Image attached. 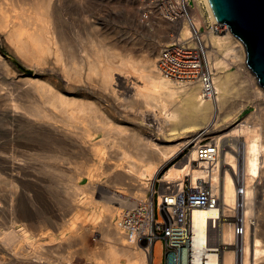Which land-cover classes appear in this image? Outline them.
I'll use <instances>...</instances> for the list:
<instances>
[{
	"label": "bare ground",
	"instance_id": "bare-ground-1",
	"mask_svg": "<svg viewBox=\"0 0 264 264\" xmlns=\"http://www.w3.org/2000/svg\"><path fill=\"white\" fill-rule=\"evenodd\" d=\"M165 3L169 8L172 1ZM197 3L210 23L206 79L168 77L157 49L136 57L127 41L120 50L107 35L90 42L83 70L66 2L0 0V264H76L78 255L85 264H160L150 183L184 146L210 137L217 146L211 158L197 160L193 147L161 178L163 195L166 185L188 178L192 188L210 187L214 203L192 210L189 257L176 254L173 264H264V88L247 64L244 44L219 26L209 0ZM189 34L183 26V39ZM86 88L109 103L130 94L120 105L135 108L141 121L149 116L154 139L164 144L124 133L95 104L67 95ZM257 103L259 111L238 121ZM18 130L34 141L26 140L21 152ZM91 130L105 137L94 142ZM68 141L69 157L77 158L70 162ZM88 234L99 247L89 249Z\"/></svg>",
	"mask_w": 264,
	"mask_h": 264
},
{
	"label": "rangeland",
	"instance_id": "rangeland-1",
	"mask_svg": "<svg viewBox=\"0 0 264 264\" xmlns=\"http://www.w3.org/2000/svg\"><path fill=\"white\" fill-rule=\"evenodd\" d=\"M63 1L68 4L67 12H71L70 14H72L74 18L75 25H78V27L75 28L76 26L73 25L71 27L72 24L70 23V27L73 28L71 39L73 49H76L78 52L80 65L84 68L83 70H85L84 63L86 62V58L89 55L91 49L90 42L97 44L98 40L105 35L110 37L107 43L115 44L120 50H123L121 47L122 43L127 41L131 53L136 57L140 55H147L150 51H153L154 48L157 49V52L160 54V50L164 46L173 42L175 38H179L181 41L186 42L185 44L189 45L190 47L197 48L198 51L201 52V55L207 65V70H210L206 51L210 50L211 48L204 47V42H207L206 34L210 28V23L207 19L208 14L204 11V8L201 4L198 5L197 0H175V2H177L181 7L183 16L181 15L180 18L174 21L166 19L165 16H161L159 9L160 0H79L80 2L77 0ZM200 11L202 12V15L200 14ZM183 26H186L190 31V37L188 38L189 40L183 39L181 36V30ZM76 33L79 34L78 38H76L74 35ZM2 50L5 55L10 57V59L18 66V68H23L17 58L10 54L4 46H2ZM211 53H213V51H211ZM213 56H215L214 53ZM130 78L132 81H134L133 74ZM67 95L81 101L95 104L99 108L100 112L108 117L111 123L119 124L124 129H126L124 133L130 134V132L136 131L137 133H140L141 137L143 138V142L154 140L158 146L164 144V142L154 139V121L149 116L146 117V120L141 121L138 119L139 116L136 114V112H134L135 108L125 110L123 106L120 105L119 100L126 104V101L130 99V94H117L119 100L118 102L114 103H109L108 97L103 96L101 92L91 91L87 88L85 92H81L80 94L72 93L71 95ZM261 107L262 106L259 103L253 106L249 105L247 109L239 114L238 121H242L244 117L252 111H259ZM113 111L114 113H112ZM132 117H136L137 120H132ZM2 125L0 124V132L3 133L5 130L2 128ZM103 130H91L93 133L94 142L102 140L105 137V130ZM211 139L212 138L210 137L204 139L203 141L209 142L212 141ZM1 140H6L3 135L1 136ZM26 140L33 141L26 137V134L23 132V130H18L15 137V143L17 144L18 150H20V152L26 150L24 147V143L27 142ZM68 142L69 143H67L64 148L65 152L68 153V159L70 162L71 160H76L77 158L69 157L71 141ZM193 144L194 143L192 141L184 146L178 154L173 156L160 169L156 175V178L150 183L151 190L149 191L147 197L149 198L151 195L155 204V211L156 206H158V196L164 194L161 192L163 190V182H161L163 174L172 165H176L183 161L184 158H186V151L184 149L188 148L191 150ZM42 145L44 144L42 143ZM48 149L49 154L54 153V148L52 145L49 144ZM113 160H115V158H113ZM64 164L70 166L68 160L64 162ZM104 179L107 181V179H112V176H105ZM187 179L188 178H185L183 181L185 182ZM87 181V178L84 176L79 178L80 185H85ZM168 186L169 185H166V187ZM84 196V194L79 196L77 200H80ZM58 206L60 207V205ZM56 209L57 207L54 205V210ZM135 211L136 210H132L133 213H135ZM64 215L66 219L70 217V214L67 212H64ZM4 216L5 214L0 215V220L2 219L3 221ZM113 220L116 221L117 218L113 217ZM94 238L95 237L91 234L87 235V243L89 245V249L91 250L95 247H99V243L97 244ZM149 241L150 240H145L146 245L149 244ZM150 244H153V242ZM63 253L66 254L67 250L64 249ZM74 261L76 264H85V262L80 259L79 255L76 256Z\"/></svg>",
	"mask_w": 264,
	"mask_h": 264
},
{
	"label": "built area",
	"instance_id": "built-area-1",
	"mask_svg": "<svg viewBox=\"0 0 264 264\" xmlns=\"http://www.w3.org/2000/svg\"><path fill=\"white\" fill-rule=\"evenodd\" d=\"M171 1V7L167 8L165 7V0H160L159 9L161 16L174 21L180 18L182 12L177 2ZM163 5L164 8L161 10ZM218 24L219 26L222 25L221 23ZM222 26L224 27V25ZM185 43L179 38H175L173 42L160 50L158 66L162 74L179 79L184 76L188 79H196L201 76L204 77V73L207 77V65L201 52ZM205 77L204 79H206ZM193 147L199 161L209 159L217 152V146L210 141L195 142ZM184 150L187 154L190 152L188 148ZM186 153L185 157L187 156ZM174 185L171 189L167 187L168 192L165 195L162 194V198L158 196L157 204L159 203V205L156 207V214L154 215L155 239L161 241L163 248V261L160 264H173V261H176V254H187L186 257H189L192 210L206 206L211 207V204H214L211 202L210 187L206 185L192 188L189 180L182 184L176 182Z\"/></svg>",
	"mask_w": 264,
	"mask_h": 264
},
{
	"label": "water",
	"instance_id": "water-1",
	"mask_svg": "<svg viewBox=\"0 0 264 264\" xmlns=\"http://www.w3.org/2000/svg\"><path fill=\"white\" fill-rule=\"evenodd\" d=\"M216 20L245 46L247 64L264 88V0H209Z\"/></svg>",
	"mask_w": 264,
	"mask_h": 264
}]
</instances>
